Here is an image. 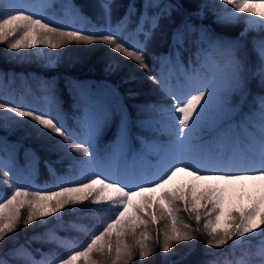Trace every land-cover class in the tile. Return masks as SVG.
<instances>
[{"label": "snow or ice", "instance_id": "snow-or-ice-1", "mask_svg": "<svg viewBox=\"0 0 264 264\" xmlns=\"http://www.w3.org/2000/svg\"><path fill=\"white\" fill-rule=\"evenodd\" d=\"M113 3L98 0L106 24L76 27L85 18L74 9L75 14H69L71 18L66 22L45 16L44 0H0V44L6 50L20 55L21 50L38 45L57 50L70 43H102L110 52L135 61L171 102L136 106V126L151 134L149 138L136 137L141 146L136 151L130 115L125 105L117 103L115 89L111 98L82 91L75 106L80 113L73 118L75 127L66 124L58 106L41 110L22 100L0 97V119L19 124L28 118L39 137H59L54 145L57 150L84 158L79 160L80 177L56 178L57 191H30L16 185L8 170L10 164L0 158V183L6 188L11 185L10 194L0 195V246L9 241L14 245L0 255V264H133L136 257L143 264L155 254L150 234L153 228L157 233L155 244L167 264L176 244L197 239L201 223L207 237L206 249H221L229 242L233 248L256 234L264 237V94L254 98V108L242 112L250 93V79L258 77L264 88V38L253 41L257 59L254 70L242 43L249 30L264 27V0L259 4L252 0H222L225 7L216 15L217 24L238 22L240 14L252 17L235 39L217 35L212 28L190 19L177 25L168 54L156 58L162 68L169 69L168 76H157L153 71L148 62L149 45L161 20L173 18L184 5L170 0H143L137 9L132 2L113 27ZM208 8L206 2L201 3L194 15L203 19ZM133 17L135 29L126 36L125 29ZM188 42L195 45V59L189 58L185 67L180 55ZM120 64L113 57L106 70L117 72ZM172 76L176 78L175 86L169 83ZM7 79L10 84L14 77ZM4 80L0 74V84ZM44 89L54 94V85L45 82ZM128 95L134 96L135 92L129 91ZM234 97H239L238 103H234ZM114 122V138L101 152L99 141ZM161 135L167 136L166 142L160 141ZM129 156L133 161L155 157L156 163L150 165L153 171L149 174L135 169L127 163ZM45 163L54 174L51 164ZM181 173L187 179L174 183ZM85 202L108 206L110 215L80 250H72L62 258L37 261L26 245H16L21 224L27 228L43 223L66 206ZM181 212L194 218L195 228L183 222ZM205 254L213 255L207 251Z\"/></svg>", "mask_w": 264, "mask_h": 264}, {"label": "trees", "instance_id": "trees-1", "mask_svg": "<svg viewBox=\"0 0 264 264\" xmlns=\"http://www.w3.org/2000/svg\"><path fill=\"white\" fill-rule=\"evenodd\" d=\"M65 3L61 8H56L58 0H44L43 14L51 17L53 20H65L71 18L76 12L82 14L85 18L82 24L76 27H87L91 25H104L107 23L104 15L98 7V0H64ZM135 2L137 9H140L143 0H114L111 23L115 27L118 21L124 16L128 9L129 3ZM169 2V0H165ZM172 3L184 5L179 11L174 13L173 18L163 19L159 27L155 30L149 45L148 62L157 76L163 74L168 76L167 67L162 68L158 59L159 56L167 55L171 47V36L175 27L182 23L185 19H190L193 23L199 25L204 24L213 29L217 35H221L230 39L239 37L247 25L248 14H240L242 17L238 22L217 24L215 22L216 15L223 8L222 0H170ZM207 3L209 8L206 10L203 19L195 16L194 13L201 3ZM259 4L261 0H252ZM231 9L232 6H226ZM155 11V10H153ZM136 26V17L132 18L125 29V35H129L134 31ZM264 38V27L256 26L248 31L244 41H242L243 51L247 52L251 61L250 67L254 70L257 65V59L253 52V41H259ZM142 39V37H140ZM6 46L0 44V74L5 76L3 84H0V97H10L15 101L22 100L24 104L46 110L51 107H59L61 114L66 118L73 119L79 115L77 102L81 92H90L95 95H106L111 98L113 89L118 93L117 103L125 105L130 113L133 128L136 136L150 137V133L142 131L136 126L137 109L136 106L145 103H168L159 86L148 80L147 73L144 69L138 67L135 61L123 58L116 54V58L121 61L120 69L117 72L107 71V59L110 58V49L102 43L76 44L70 43L61 48L64 62H60L57 66H45L42 63H26L7 58ZM109 51V53L107 52ZM195 45L188 42L184 49L181 50L180 59L188 66L189 58L195 59L193 53ZM8 76L14 77L12 82L8 83ZM130 77L135 79L130 80ZM125 81H128L125 83ZM47 82L54 85V94L45 91L44 84ZM169 83L175 86L176 78L172 76ZM250 93L247 101L242 106V112H247L250 108L256 106L255 97L264 94V88H261L259 78L250 79ZM129 91L135 92L134 96H129ZM54 95V99H49ZM234 103L239 102V97L233 98ZM14 115V114H12ZM20 119V118H19ZM119 117H116V121ZM74 120V119H73ZM66 124L75 127V120H66ZM25 128L19 130L18 124L12 120H0V140H7L20 145L23 152L26 153V165L29 171H24L23 179H18L13 173L10 175L14 178L15 184L26 186L30 191H57V177L68 179L69 173L67 169L70 167L74 171H80L78 160L84 159L78 153L77 159L71 160L70 157L64 155V152L57 150L54 145L59 137H53L51 140L39 137L35 129L31 126L34 124L30 119L25 118L23 122ZM38 127V126H37ZM160 137L167 136L161 135ZM70 159V160H69ZM45 162L51 164L53 172ZM24 163V162H23ZM186 178L184 173L178 174L176 180ZM87 179V177H83ZM67 186V185H63ZM0 183V195L10 194L9 188ZM135 199V198H134ZM107 207L102 210L101 206L84 203L80 208L66 209L60 218L49 219L45 223L36 222L25 228L22 224L18 231L16 245H26L33 258L37 261L54 258H62L66 254H71L72 250H80L86 246L91 234L98 231L104 222V218L110 215ZM182 208L183 205H180ZM26 216V211L22 210ZM180 216L184 223H189L193 228L196 227L194 218H189L187 213L181 212ZM94 219L96 222L93 226L87 224V220ZM161 224L160 228L163 229ZM201 234L197 239L191 242H180L174 246V254L167 258V264H202L204 261H215L216 264H228V261L243 260L247 264H262L264 255V237L256 234L252 237L244 238L239 246L230 248L229 245L223 246L221 249H206V235L203 234V223L199 225ZM84 234V237L76 236ZM153 247L155 249L154 256L148 258L143 264H165L162 259L161 249L155 244L157 233L155 228L151 230ZM33 237H38L33 239ZM76 237H79L76 239ZM160 239L163 237L161 235ZM75 240L77 242L75 246ZM13 242L9 241L5 245L0 246V255H5L9 248H12ZM210 252L213 255H206ZM252 261V262H250ZM253 261H256L255 263ZM16 264H21L17 261ZM24 264H30L25 261ZM133 264H141L139 257L134 258Z\"/></svg>", "mask_w": 264, "mask_h": 264}, {"label": "rangeland", "instance_id": "rangeland-1", "mask_svg": "<svg viewBox=\"0 0 264 264\" xmlns=\"http://www.w3.org/2000/svg\"><path fill=\"white\" fill-rule=\"evenodd\" d=\"M6 50V49H5ZM7 52V58L10 59H14L17 61H24L26 63H38V64H43L45 66H50V67H54L57 66L58 64H60V62H64V57L67 56L65 53H62L61 48L57 49V50H53L49 47H47L46 45H38L33 49H26V50H21V54L17 55L13 52H11V50H6ZM109 53V51H107ZM115 57L116 58V54L110 52V58L109 60L107 59V65L109 63V61ZM17 120L19 118H16ZM1 121L3 119H0ZM18 124V123H17ZM24 123H19L18 129L21 130L23 128H25ZM178 183V182H177ZM82 204H78V205H68L65 207V209L61 210V213L58 215H54L52 217H49L46 221H44L43 223L47 222L50 218L51 219H56L58 218L60 215H62L63 212L66 211V209H75L74 207H79Z\"/></svg>", "mask_w": 264, "mask_h": 264}]
</instances>
